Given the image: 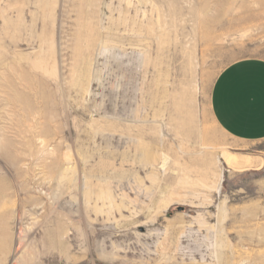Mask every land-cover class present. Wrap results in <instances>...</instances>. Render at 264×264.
I'll use <instances>...</instances> for the list:
<instances>
[{
    "label": "rangeland",
    "instance_id": "1",
    "mask_svg": "<svg viewBox=\"0 0 264 264\" xmlns=\"http://www.w3.org/2000/svg\"><path fill=\"white\" fill-rule=\"evenodd\" d=\"M244 58L264 0H0V264H264V139L210 105Z\"/></svg>",
    "mask_w": 264,
    "mask_h": 264
},
{
    "label": "crops",
    "instance_id": "2",
    "mask_svg": "<svg viewBox=\"0 0 264 264\" xmlns=\"http://www.w3.org/2000/svg\"><path fill=\"white\" fill-rule=\"evenodd\" d=\"M216 124L232 138L264 139V59L244 58L226 66L211 90Z\"/></svg>",
    "mask_w": 264,
    "mask_h": 264
},
{
    "label": "bare ground",
    "instance_id": "3",
    "mask_svg": "<svg viewBox=\"0 0 264 264\" xmlns=\"http://www.w3.org/2000/svg\"><path fill=\"white\" fill-rule=\"evenodd\" d=\"M175 138H177V137H175ZM174 138V139H175ZM182 138V137H181ZM180 138V139H181ZM173 139V138H172ZM171 139V140H172ZM173 139V140H174ZM183 139V138H182ZM182 139H181V141H182ZM179 140V139H178ZM175 141V140H174ZM249 158V157H248ZM228 160H230V159H228ZM243 161V160H242ZM241 161V163H239L240 165H238V167H244V168H251L253 165H252V161L250 160V159H245L243 162ZM235 164V163H234ZM200 167V166H199ZM237 167V166H236ZM237 167V168H238ZM197 168V167H196ZM204 169H205V171L206 170H211L212 168H213V165L212 164H206V165H204V167H203ZM203 168H202V170H203Z\"/></svg>",
    "mask_w": 264,
    "mask_h": 264
},
{
    "label": "water",
    "instance_id": "4",
    "mask_svg": "<svg viewBox=\"0 0 264 264\" xmlns=\"http://www.w3.org/2000/svg\"><path fill=\"white\" fill-rule=\"evenodd\" d=\"M182 208H179V210H181Z\"/></svg>",
    "mask_w": 264,
    "mask_h": 264
}]
</instances>
